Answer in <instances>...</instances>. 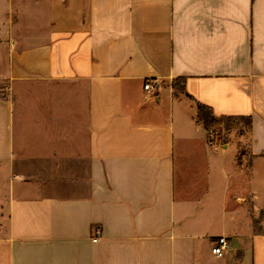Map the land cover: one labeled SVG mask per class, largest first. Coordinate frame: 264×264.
<instances>
[{
	"label": "crops",
	"instance_id": "0c3cea01",
	"mask_svg": "<svg viewBox=\"0 0 264 264\" xmlns=\"http://www.w3.org/2000/svg\"><path fill=\"white\" fill-rule=\"evenodd\" d=\"M9 13L0 264H264V0ZM199 105L246 119L247 141L213 144Z\"/></svg>",
	"mask_w": 264,
	"mask_h": 264
},
{
	"label": "rangeland",
	"instance_id": "374dc122",
	"mask_svg": "<svg viewBox=\"0 0 264 264\" xmlns=\"http://www.w3.org/2000/svg\"><path fill=\"white\" fill-rule=\"evenodd\" d=\"M16 2L17 0H0V20L10 15L9 12L12 4H16ZM203 113L204 115H209L211 112L207 109H203ZM248 128V121L246 119L230 118L225 119L222 123H215L210 129H207V131L208 137L213 144H224L228 142L242 144L247 141ZM232 150L233 147H230L228 152L232 153Z\"/></svg>",
	"mask_w": 264,
	"mask_h": 264
},
{
	"label": "built area",
	"instance_id": "2783aa9c",
	"mask_svg": "<svg viewBox=\"0 0 264 264\" xmlns=\"http://www.w3.org/2000/svg\"><path fill=\"white\" fill-rule=\"evenodd\" d=\"M145 89L151 90L154 88L151 81H147L144 85ZM231 247V242L227 236H219L215 239L212 247V252L216 255H223Z\"/></svg>",
	"mask_w": 264,
	"mask_h": 264
},
{
	"label": "trees",
	"instance_id": "16d2710c",
	"mask_svg": "<svg viewBox=\"0 0 264 264\" xmlns=\"http://www.w3.org/2000/svg\"><path fill=\"white\" fill-rule=\"evenodd\" d=\"M203 109L209 110L211 113L209 115H204ZM198 119L204 124L206 129H210L215 123H222L225 117H216L213 115L211 109L206 106L199 105Z\"/></svg>",
	"mask_w": 264,
	"mask_h": 264
}]
</instances>
